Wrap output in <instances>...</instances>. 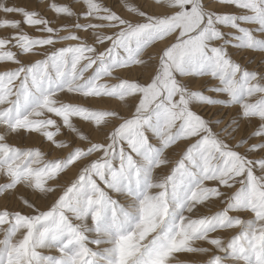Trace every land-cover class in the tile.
I'll return each instance as SVG.
<instances>
[{
    "label": "snow or ice",
    "instance_id": "snow-or-ice-1",
    "mask_svg": "<svg viewBox=\"0 0 264 264\" xmlns=\"http://www.w3.org/2000/svg\"><path fill=\"white\" fill-rule=\"evenodd\" d=\"M78 2L0 0V264H264V0Z\"/></svg>",
    "mask_w": 264,
    "mask_h": 264
},
{
    "label": "rangeland",
    "instance_id": "rangeland-1",
    "mask_svg": "<svg viewBox=\"0 0 264 264\" xmlns=\"http://www.w3.org/2000/svg\"><path fill=\"white\" fill-rule=\"evenodd\" d=\"M6 2L9 4H15L18 6L25 7L29 10H37L41 12V14H43L44 16L48 17L49 19H52L53 22L56 24L65 23V21L55 18L53 13L47 10L46 6L50 2V0H6ZM57 2L71 3L73 7L77 10L80 8V3L78 2V0H57ZM105 2L112 5L115 10L121 11V8H122L121 0H105ZM129 2L140 4V3L145 2V0H129ZM148 2H153V0H148ZM210 7L218 11H225V10L232 11L233 10V9H225L222 5L219 4V0H212ZM2 18H4V14L0 13V19ZM9 18L21 19L20 16H15L11 14L9 15ZM12 31L13 30L11 29H7V30L0 29V37L9 35ZM25 31L29 32L31 35H34V36L39 35V33H36L32 28L27 27V26H25ZM229 52L232 54L233 59L237 60L238 62L244 65H247L250 69H256L260 65V55L259 54H254L251 52H239L233 48H229ZM11 66L12 65H5V64L0 63V71L5 70L6 67H11ZM139 74H140V69L136 68L134 69L132 73L126 74V75H130L133 78H137ZM199 83H203V81H200ZM212 83H215V82L213 81ZM197 86H198L197 82H194L193 87L195 88ZM98 106L117 108L119 107V102L115 100H109L107 102L101 103ZM195 110L199 111L201 114L205 116H209L212 113L216 112L218 109L214 107H200ZM232 111L234 112L235 110L233 109ZM10 142L15 143V144L27 145V146H31V145L40 146V140L36 136L27 137V138L21 137L20 139H14V140H11ZM44 150L47 151L46 146H44ZM59 155H62V153L54 152L51 154L49 158H53ZM3 182H4V178L0 177V183H3ZM19 192L27 195L30 192V189H27L23 186H19ZM117 198L120 199L119 197ZM5 206H7L10 209L21 208V205L19 204L17 199L11 198V197L8 199H5V196L0 195V209L4 208ZM215 210H216L215 207L211 209V211H215ZM203 211L209 212L208 209H204ZM177 257H178V264H180V262H183V261L200 262V261L207 259V257L194 256V255H189V254H177Z\"/></svg>",
    "mask_w": 264,
    "mask_h": 264
},
{
    "label": "bare ground",
    "instance_id": "bare-ground-1",
    "mask_svg": "<svg viewBox=\"0 0 264 264\" xmlns=\"http://www.w3.org/2000/svg\"><path fill=\"white\" fill-rule=\"evenodd\" d=\"M73 171H74V170H73ZM68 175H69V176L72 175V172H69Z\"/></svg>",
    "mask_w": 264,
    "mask_h": 264
}]
</instances>
